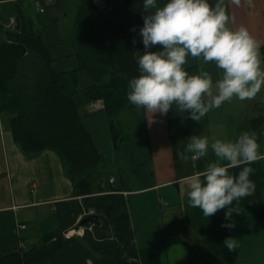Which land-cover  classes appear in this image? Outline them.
Wrapping results in <instances>:
<instances>
[{
    "label": "crops",
    "instance_id": "obj_1",
    "mask_svg": "<svg viewBox=\"0 0 264 264\" xmlns=\"http://www.w3.org/2000/svg\"><path fill=\"white\" fill-rule=\"evenodd\" d=\"M20 1L25 14L42 31L54 60L53 68L58 72L77 70L79 89L92 86L94 81L79 68L67 41L80 0ZM97 3L108 17L107 43L113 50L119 72L128 81L139 74L133 40L136 41L143 21L142 0H100ZM225 4L231 13L232 26L246 25L261 41L259 51L264 63V0H253L251 6L244 5L243 0L240 7L232 5L230 0H225ZM184 67L195 68L196 72L208 70L214 81L219 78V70L210 63L189 59ZM244 103L250 105L251 117L245 119L240 115L238 121H244L232 138H228L232 126L229 120L237 107L242 111ZM81 112L83 126L104 158L99 194L115 189L124 194L136 243L139 248L148 250L151 264H174L178 260L190 264H227L191 225L185 206L190 176L201 171L214 157L209 153L207 158L193 160L191 154H186L184 159H178L176 153L193 134L235 139L241 131L255 132L260 156L256 161L263 170L264 209V85L252 100L233 98L210 110L200 122L182 119L172 109L167 115L157 113L153 117L143 109L125 110L120 119L129 141L127 148L119 150L113 144L103 101H93L82 107ZM10 116L0 112V253L27 250L38 244L44 233L59 229L65 239L62 249L33 264H118L116 254L95 252L74 231L81 227L79 221L84 216L105 215V203L86 202L83 196L76 194L54 150H20L11 131ZM232 222L234 226L228 228V235L235 238L237 248L230 251L231 264H264V218H259L253 208H246ZM67 232H70L68 237Z\"/></svg>",
    "mask_w": 264,
    "mask_h": 264
},
{
    "label": "trees",
    "instance_id": "obj_2",
    "mask_svg": "<svg viewBox=\"0 0 264 264\" xmlns=\"http://www.w3.org/2000/svg\"><path fill=\"white\" fill-rule=\"evenodd\" d=\"M15 18L11 28L9 19ZM17 18L19 21L16 27ZM139 25V28L142 26ZM107 14L97 2L80 0L67 37L77 58L79 68L85 70L94 84L79 89L77 70L58 72L45 43L41 29L25 14L20 0H0V112L10 114V127L14 140L23 152L52 149L60 157L67 176L77 195L86 202L105 203L106 214L99 215L106 230L92 223L85 224L82 239L99 254H116L118 264H151L147 249L139 248L126 211L127 200L117 189L99 194L102 153L96 148L91 135L82 123V107L102 100L107 113L113 144L116 150L127 148L129 135L120 119L121 113L133 108L127 102V79L117 68L113 50L107 43ZM139 28L136 50H142ZM22 47L25 52L22 53ZM137 52V51H136ZM137 54H139L137 52ZM264 59V47H262ZM195 68L185 69L194 73ZM254 172L250 178L256 189L251 196L236 205L232 219L246 208H253L264 218L263 170L259 161L250 165ZM230 171L238 172L239 168ZM188 220L198 231L206 245L227 264L231 254L223 245L229 237L224 211L218 210L205 217L199 208L188 205ZM65 239L59 229L41 236L39 244L24 251L0 253V264H33L60 251ZM174 264H190L178 260Z\"/></svg>",
    "mask_w": 264,
    "mask_h": 264
},
{
    "label": "clouds",
    "instance_id": "obj_3",
    "mask_svg": "<svg viewBox=\"0 0 264 264\" xmlns=\"http://www.w3.org/2000/svg\"><path fill=\"white\" fill-rule=\"evenodd\" d=\"M240 7L242 0H230ZM253 0H243L251 6ZM143 24L139 28L142 50L135 57L138 75L127 82V102L161 116L170 109L181 118L200 122L210 110L233 98L252 100L264 85V63L259 41L246 25L234 27L225 0H142ZM135 31V26H133ZM136 41L133 40V44ZM189 59L211 64L219 70L213 80L208 70L189 73ZM213 89L215 92H213ZM255 132L241 131L235 139L203 134L186 138L177 158H207L205 167L190 176L186 184L188 205L205 217L225 209L222 227L232 228L236 205L251 196L256 184L250 166L260 158ZM239 168L238 172L230 171ZM251 227V225H249ZM230 252L237 248L234 237L224 239Z\"/></svg>",
    "mask_w": 264,
    "mask_h": 264
},
{
    "label": "rangeland",
    "instance_id": "obj_4",
    "mask_svg": "<svg viewBox=\"0 0 264 264\" xmlns=\"http://www.w3.org/2000/svg\"><path fill=\"white\" fill-rule=\"evenodd\" d=\"M12 18V17H11ZM6 27H9V28H11L12 27V25L10 24V19H9V21H8V23L6 24ZM249 104V103H248ZM237 104L235 103V105L234 106H236ZM250 105H247V104H242L241 105V112H240V110L238 109V107L235 109V111L233 112V117H231V119L229 120V122L232 124V126H230V128H229V130H228V132H229V134H228V138H232V136L231 135H233V133L237 130V129H239V127H240V124H241V121L243 122L244 121V119H240L239 121H238V119L240 118V115H244V118L246 117V118H250L251 117V109H249L250 107H249ZM243 112V113H242ZM221 116H222V113H221ZM245 118V119H246ZM215 119H218V118H215ZM222 119H224V118H221V120ZM247 123V122H246ZM230 136V137H229ZM36 243H40V241H37Z\"/></svg>",
    "mask_w": 264,
    "mask_h": 264
},
{
    "label": "water",
    "instance_id": "obj_5",
    "mask_svg": "<svg viewBox=\"0 0 264 264\" xmlns=\"http://www.w3.org/2000/svg\"><path fill=\"white\" fill-rule=\"evenodd\" d=\"M19 26V21H18V18H17V22H16V27L15 28H18ZM25 52V47H22V53ZM101 184L98 183L97 184V187L100 188ZM87 223H92V224H95L97 226H100L102 227L103 229H107L102 218L98 215V214H88L86 216H84L80 221H79V226L83 227L85 224Z\"/></svg>",
    "mask_w": 264,
    "mask_h": 264
},
{
    "label": "built area",
    "instance_id": "obj_6",
    "mask_svg": "<svg viewBox=\"0 0 264 264\" xmlns=\"http://www.w3.org/2000/svg\"><path fill=\"white\" fill-rule=\"evenodd\" d=\"M96 2H99L100 0H95ZM43 10V9H42ZM10 24L11 25H14L15 24V18L14 17H12V18H10ZM84 227H79L77 230H74V231H76V233L78 234V235H83V233H84ZM65 236L66 237H68V236H70V232H67L66 234H65Z\"/></svg>",
    "mask_w": 264,
    "mask_h": 264
}]
</instances>
